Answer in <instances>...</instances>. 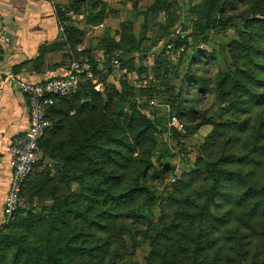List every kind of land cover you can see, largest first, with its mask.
<instances>
[{
    "label": "trees",
    "instance_id": "obj_1",
    "mask_svg": "<svg viewBox=\"0 0 264 264\" xmlns=\"http://www.w3.org/2000/svg\"><path fill=\"white\" fill-rule=\"evenodd\" d=\"M218 3L219 0H202L196 6L198 20L204 21V26L199 33L179 39L178 47H197V44L189 45V38L203 37L208 27L215 23V17L223 15V8L217 10ZM222 3L227 6V0ZM257 7L262 10L261 19L243 17L246 33L234 46L235 69L228 74L219 73L214 82L222 122L214 125L201 147L202 157L197 158L194 168L168 196L169 224L158 225L160 232L151 236L144 232L150 240L145 264H264V0H257ZM62 31L64 43L40 48L33 60L35 72H42L48 52L69 45L73 53L74 46L81 43L79 37L83 32L74 28ZM138 48L139 42L128 47L120 57ZM196 55H201L197 49L188 55L189 67L200 60H193ZM108 63L109 60L101 62L88 56L82 65L97 75L99 67L106 68ZM162 63L165 64L164 59ZM106 72L116 78L119 90L105 92L103 100V93L95 92L87 84L72 96L57 98L48 111L51 129L40 141V162H64V168L75 174L81 196L56 200L54 217L39 219L41 230L44 226L47 230L38 250L20 243L11 234L10 228L22 223H18L19 215L26 213L19 208L13 222L7 226L9 230H0V264L12 248L11 264H18L22 259L31 264H71L69 255L75 252L86 253L100 264H117V247L122 241L117 233H112V228L110 230L105 224L97 226L96 222L101 219L104 222V215H108L118 223L116 207L126 205L136 196L146 198V203L152 201L147 188L141 186V180L143 170L152 168L151 153L145 144L152 141L150 133L157 134L160 128L138 111L125 80L128 74L141 75L145 69L129 66L124 73L114 68ZM158 75L160 68L155 70V76ZM179 93L180 96L181 89ZM181 103L182 98L177 97L171 104V111L179 118H182ZM125 104L127 112H123ZM60 131L66 136L58 140ZM136 147L139 152L134 157ZM114 155L124 160L122 168L134 176L132 185L120 194L112 189L111 181L123 179L124 172L112 178L104 167L108 161L115 162ZM46 179L47 176L38 178L32 173L22 187V198L48 185ZM85 201L93 206H83ZM95 205L107 213L91 214L90 209ZM149 206H153V202ZM139 213L134 220L147 223L149 230L155 229L151 218ZM72 220L81 222L82 227L87 222L99 232L110 230L112 241L91 247L82 242L77 244L79 234L62 229ZM128 235L135 241L132 231ZM65 237L66 240L60 242Z\"/></svg>",
    "mask_w": 264,
    "mask_h": 264
},
{
    "label": "rangeland",
    "instance_id": "obj_2",
    "mask_svg": "<svg viewBox=\"0 0 264 264\" xmlns=\"http://www.w3.org/2000/svg\"><path fill=\"white\" fill-rule=\"evenodd\" d=\"M45 1L54 10L62 39V29L74 28L83 32L79 37L81 43L72 50L74 55L69 45L47 53L46 78L62 74L73 62L84 64L88 56L101 62L109 60L106 68L99 67L97 75L92 73V81L88 83L95 92L103 93L105 100V92L119 90L116 78L106 72L108 68H113V62H118L116 70L121 73L129 66L145 69V73L141 75L128 74L125 80L137 102L138 111L160 128L159 133H150L152 143L145 144L151 153L152 168H142L141 186L147 188L152 201L146 203V198L136 196L126 205L116 207L114 212L119 216L118 223L108 215H104L105 223L102 219L96 222L97 226L105 224L110 230L112 228V233L119 235L122 242L117 247V264H145L144 260L150 250L148 236L160 232V225L169 224L171 210L167 208L168 196L174 192L175 185L183 176L194 168L197 158L202 157L201 147L212 133L214 125L222 122L219 109L221 105L216 102L214 82L219 73L228 74L236 67L234 46L246 33L243 17L261 19L262 10L257 7V0H227V6H223L222 0H219L217 10L223 8V15L215 17V23L208 27L203 37L198 40L189 38V45L197 44L193 49L201 52V55L193 57V60H200L189 67L187 57L193 49L186 45L178 47V40L202 30L204 21L198 20L196 12V6L202 0ZM138 42L137 50L120 57L128 47ZM157 68H160V75L155 76ZM180 89L182 94L179 96ZM177 97L182 98V118L171 111V104ZM127 106L124 105L123 112H127ZM173 118L176 122L172 121ZM60 133L58 140L66 136L62 131ZM138 150L136 147L134 157L138 155ZM113 158L115 162L108 161L104 167L112 178H117L124 172L123 179L111 181L112 189L120 194L132 185L134 176H130L129 171L122 168L124 160L119 155H114ZM33 173L38 178L47 176L48 185L37 192L25 194L20 208L26 213L19 215L20 220L18 219V223H22L10 229L17 241L38 250L47 230L46 226L41 230L39 219L54 217L56 200L81 196V191L75 174L65 169L62 161L55 163L43 160ZM152 202L153 206H149ZM84 203L86 201L83 206H93L91 203ZM101 209L99 205H95L90 213H107ZM139 212L151 218L156 225L155 229L149 230L147 223L134 220ZM111 214L112 212L109 213ZM12 222L3 216L0 230H9L7 226ZM80 225L83 226L81 222L72 220L68 227L62 229L64 232L76 231L80 236L76 240L77 244L82 242L88 247L111 240L110 230L99 232L97 227L91 228L87 222L82 229ZM130 231L134 233L135 241L128 235ZM146 231L148 236L144 234ZM173 236L177 237L175 234ZM65 240L66 237L61 238L60 242ZM13 252L14 248L8 251L2 264H11ZM69 256L71 264H100L86 253L75 252ZM18 264L31 263L22 259Z\"/></svg>",
    "mask_w": 264,
    "mask_h": 264
},
{
    "label": "crops",
    "instance_id": "obj_3",
    "mask_svg": "<svg viewBox=\"0 0 264 264\" xmlns=\"http://www.w3.org/2000/svg\"><path fill=\"white\" fill-rule=\"evenodd\" d=\"M61 35L47 1L0 0V227L12 176L8 148L28 126L27 102L15 81L47 79L46 60L39 73L33 69V60L42 46L61 42Z\"/></svg>",
    "mask_w": 264,
    "mask_h": 264
},
{
    "label": "built area",
    "instance_id": "obj_4",
    "mask_svg": "<svg viewBox=\"0 0 264 264\" xmlns=\"http://www.w3.org/2000/svg\"><path fill=\"white\" fill-rule=\"evenodd\" d=\"M113 64V68L117 69L118 62ZM84 66L73 62L64 74L42 82L15 81L17 90L27 102L28 126L8 148L12 176L3 206V216L7 221H13L22 206V187L41 161L40 141L52 126L49 108L57 98L72 96L92 81L93 74L85 70ZM172 121L176 122V119Z\"/></svg>",
    "mask_w": 264,
    "mask_h": 264
}]
</instances>
